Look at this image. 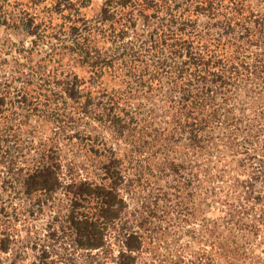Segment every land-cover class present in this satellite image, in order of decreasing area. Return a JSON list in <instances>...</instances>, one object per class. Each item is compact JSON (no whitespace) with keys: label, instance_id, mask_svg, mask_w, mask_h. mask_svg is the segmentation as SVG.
I'll return each mask as SVG.
<instances>
[{"label":"trees","instance_id":"obj_1","mask_svg":"<svg viewBox=\"0 0 264 264\" xmlns=\"http://www.w3.org/2000/svg\"><path fill=\"white\" fill-rule=\"evenodd\" d=\"M93 1L0 0V264H264V0Z\"/></svg>","mask_w":264,"mask_h":264},{"label":"rangeland","instance_id":"obj_2","mask_svg":"<svg viewBox=\"0 0 264 264\" xmlns=\"http://www.w3.org/2000/svg\"><path fill=\"white\" fill-rule=\"evenodd\" d=\"M99 0H94L92 2V4L88 7V8H83V12L87 15V16H91L98 8L99 6ZM7 38L13 42H19L20 36L19 35H8L7 31H5L4 27L2 25H0V42H5L7 41ZM26 41L28 42V38L26 39ZM82 74V72H79ZM43 126V131L45 133H49V130L51 128V125L49 123H44L42 124Z\"/></svg>","mask_w":264,"mask_h":264}]
</instances>
